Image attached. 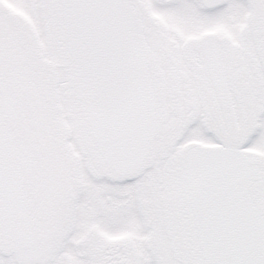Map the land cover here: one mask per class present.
<instances>
[{"label": "snow or ice", "instance_id": "snow-or-ice-1", "mask_svg": "<svg viewBox=\"0 0 264 264\" xmlns=\"http://www.w3.org/2000/svg\"><path fill=\"white\" fill-rule=\"evenodd\" d=\"M0 264H264V0H0Z\"/></svg>", "mask_w": 264, "mask_h": 264}]
</instances>
